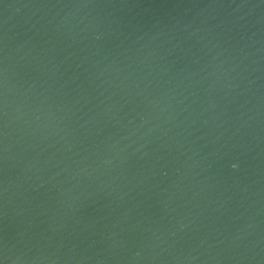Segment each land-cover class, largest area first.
I'll return each mask as SVG.
<instances>
[{"label":"water","instance_id":"1","mask_svg":"<svg viewBox=\"0 0 264 264\" xmlns=\"http://www.w3.org/2000/svg\"><path fill=\"white\" fill-rule=\"evenodd\" d=\"M0 264H264V0H0Z\"/></svg>","mask_w":264,"mask_h":264}]
</instances>
